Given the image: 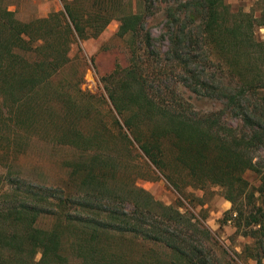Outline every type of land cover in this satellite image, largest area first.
Returning a JSON list of instances; mask_svg holds the SVG:
<instances>
[{
	"label": "trees",
	"instance_id": "16d2710c",
	"mask_svg": "<svg viewBox=\"0 0 264 264\" xmlns=\"http://www.w3.org/2000/svg\"><path fill=\"white\" fill-rule=\"evenodd\" d=\"M58 2V11L23 22L10 0H0V264H235L233 257L264 264V42L254 38L257 19L230 11L226 0H157L168 61L151 50L147 0L135 11H125L123 0ZM112 20L116 35L130 40L129 63L100 78L110 122L96 111L85 136L94 96L79 89L66 96L54 78L71 64L72 46L96 38ZM147 57L180 74L188 100L219 108L196 112L175 90L147 88ZM114 76L117 87L105 86ZM112 129L127 157L138 150L147 173L156 170L177 192L172 166L194 188H219L230 204L224 222L246 240L240 252L223 246L203 217L155 200L135 178L112 183L119 157L114 148L99 151ZM33 140L87 154L62 159L65 176L38 184L15 170Z\"/></svg>",
	"mask_w": 264,
	"mask_h": 264
},
{
	"label": "rangeland",
	"instance_id": "374dc122",
	"mask_svg": "<svg viewBox=\"0 0 264 264\" xmlns=\"http://www.w3.org/2000/svg\"><path fill=\"white\" fill-rule=\"evenodd\" d=\"M139 2L140 0H123V8L125 11H135ZM147 2L150 8L145 16L144 28L148 31L151 38V50L155 52L159 50L158 55L160 57L158 59L168 60L169 57L164 55L168 44L166 35H163L164 20L163 13L160 11L163 4H159L157 0H147ZM226 4L232 12L240 10L255 17L258 26L254 28V38L264 42V25L261 24L264 23V18L261 16V13L264 12V0H226ZM9 9L15 11V16L18 20L26 22L31 19L45 17L51 11H58L60 4L58 0H10ZM117 26L118 23L112 20L96 38L79 41L76 46H72L68 54L72 58L71 64L67 65L54 78V85H59L63 81L60 90L66 96L77 97V89L94 96L92 100H89L92 107L90 119L89 121L86 120L87 126L82 129L85 136L91 132V118L93 120L98 115L96 111H100V116L104 118L107 125L110 122V118L106 114V105L109 106V101L106 98L100 78L112 73L116 68L123 70L129 63L128 47L130 40L128 37H118L116 35ZM146 59L149 60L147 63L148 67L153 65L151 68L152 73L147 77V88H159L165 93L175 90L185 102L191 103V107L196 112L204 113L219 108L212 101L188 100L187 84L181 79L180 74L176 71L171 73L169 67L165 66L167 63L164 65L161 61H157L158 59L153 60L150 57ZM150 60L153 62H150ZM156 63L161 65L159 70L155 68ZM120 76L108 79L105 82V86L114 89L118 85V80L120 81ZM100 95L105 99V105L99 99ZM167 98L168 95H164L161 100L165 101ZM84 100L86 101V99ZM125 107L127 109L126 104ZM77 121L80 122L81 120ZM112 132L114 136L111 139L106 136L104 138L105 143H102L104 142L103 139L99 145V151L105 153V151L114 148L116 153L111 154L116 158L119 157L116 169L112 174L115 175L112 178V183L121 184V182H125V177H129V179L135 178V186L148 192L155 200L164 205L178 206L180 211L188 209L194 214L203 217L205 226L216 234L218 241L223 246L227 247L230 252H240V248L246 240L235 233L229 222H224L223 215L229 209L230 204L222 198L219 188L211 185H206L202 189L194 188L189 185L179 168L172 166L174 175L179 180L178 185L181 186V191L177 192L156 170H154L155 175L153 176L147 173L146 166L142 164V159L138 157V150L137 154L133 152V155L127 157L124 152L125 145L118 137L117 131L112 129ZM83 150V147L69 149L64 145H54L43 140H33L27 146L25 154L17 159L15 170L20 172L22 177L35 183H38L39 179L55 182L66 174L64 167H61L62 159L72 158L78 160L83 154H87ZM2 169L0 166V173ZM246 177L250 182L254 183L251 175L246 174ZM46 223L41 220L38 225L43 227ZM37 259L38 255L35 256L34 260L36 261ZM233 261L235 264H243L235 257H233Z\"/></svg>",
	"mask_w": 264,
	"mask_h": 264
}]
</instances>
